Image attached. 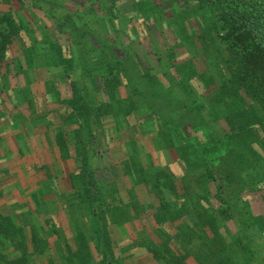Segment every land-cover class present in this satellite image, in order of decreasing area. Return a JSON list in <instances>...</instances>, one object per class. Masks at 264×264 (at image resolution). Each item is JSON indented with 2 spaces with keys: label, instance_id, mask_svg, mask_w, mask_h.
Instances as JSON below:
<instances>
[{
  "label": "trees",
  "instance_id": "1",
  "mask_svg": "<svg viewBox=\"0 0 264 264\" xmlns=\"http://www.w3.org/2000/svg\"><path fill=\"white\" fill-rule=\"evenodd\" d=\"M33 1L35 2V0H0L1 4L6 3L9 8L7 11L0 12V79H7L6 83L13 90L20 89L22 86L20 72L19 70L17 71V68L20 66L24 70L28 66H35L33 62L37 61L38 63L47 53L50 56L52 55L51 58L54 59L50 63H55L59 67L63 66L69 77H72V74L73 76L74 74L78 75L77 65L74 61V55L77 54L76 34L67 25V22L59 17L56 22L58 26L64 29H59L60 34L56 35L51 42L44 40L43 32L46 35L45 31H47L48 36L50 27L46 26L45 29L34 32L33 28H38V26H35L31 20H27L20 10L28 8L33 11V18H43L44 16L49 17L51 12L52 15L53 13L55 14L57 11L54 8L57 7H54V1L51 0V2H42L43 5L39 2L35 3V9L33 8L32 10L31 4ZM113 1V6H116L118 11L117 3L119 0ZM177 1L180 4H176ZM136 2L139 3L140 11L145 17L154 18L155 13L159 15L161 13V16L169 20L168 24L170 22V25L177 24L173 27H176L175 29L178 32L182 29L189 35L192 32L190 25L193 26V19L197 27L203 30L204 34L199 35L198 38L202 42L204 51L197 50L194 45L196 54L201 53L205 62H209L212 66H218L220 62V73L217 72L221 76L220 88L226 89L227 96L229 95L233 98L232 96L235 95L238 100V103L234 105H231L233 101L232 103L230 101L227 102L228 105L230 104L229 109L234 111L233 115L229 117V121L231 120L233 125H230V132H227L226 138L223 135L219 137L215 141L218 144L213 141L214 143L210 145L212 153L214 151L220 154L226 153L228 142H230L228 138H233L236 150L240 154L242 161L245 162L246 153H250L254 157L252 151L248 149L249 146L253 148L257 143L264 145V0H167V2L171 3L170 7H176L175 11H169L171 13H166L165 9H162L153 0H137ZM192 3L195 4V9L206 7L211 10L213 14L212 24L206 25L200 19L204 25L202 27L200 20H198L200 16L197 19H195L196 17H188V14L194 11L187 10V6ZM18 12H20L19 16L23 19L18 16ZM104 12L108 13L107 10H104ZM16 13L17 15H15ZM108 16L113 17L112 13L108 14ZM114 19L116 20V17ZM190 20L191 24L189 23ZM124 22L125 20L123 24ZM46 28H49V31ZM214 30L216 33L213 35ZM192 38L195 40L191 34L190 42ZM42 40L45 42L44 45L40 42ZM40 43L41 45L37 47V44L39 45ZM96 43L95 46L90 44L88 52L93 61H95V72H101L102 74L101 84L98 87L100 91H104L105 95L99 97L98 103L95 101V130L91 122H89L91 140L87 144L96 150V155L102 154L103 158L107 157V160L105 159L107 163L104 165L102 161L105 160L102 158L99 161L100 165L95 164V166H92L88 154L81 155V158L77 157L80 159L79 167H77L76 171V168L70 171V173H73L68 179V186L73 191L70 199L67 200V205H70L69 208L62 207V209L58 208L56 211L53 210L54 208L48 209L54 223L52 227L55 234H60L57 226L60 224L63 211L66 213L68 220L66 224L62 223V220L61 223L64 224L63 229L65 237L68 239L67 248L69 251L66 256H61L59 259L53 258L55 264H124L125 256L121 249L122 240H116L112 237V225L114 223L112 222V217L108 214L110 212V215H113L111 213L112 203L109 200L110 196L103 192L106 185L113 183H115L116 187V193L113 195H116L117 199L123 200V195L129 194L128 197L132 205L131 216L142 218V228H151L148 232L149 241L154 243L162 242L169 247L170 250L165 253L155 251L152 246L147 247L148 252L152 253V251H155L153 254L157 258H163L162 261L158 260L161 261V264H258L259 258H256L254 249L256 244L248 241L252 235H245L244 230L238 231V229L230 227L231 225L228 222L236 218L228 208L227 194L224 195L227 191L224 190L223 183L219 180V177L211 170V164L204 158L197 157L198 163L197 165L195 164V169L191 172L188 171L191 164L186 163L184 165L183 160H180V162L183 163L185 170L177 168L175 163L172 166L163 165V167L161 166V168L159 167L156 170L159 171L157 175L160 172L163 173L164 178L173 185L180 197L176 210L173 211L170 203L165 200L161 191L153 184L152 178L155 177V174L148 176L146 166L141 161V153L138 148L135 147L136 154L133 155L134 153L132 152L127 159L124 158L122 160L121 158L118 159L119 161H115L109 157L111 144L105 142V140H108L107 137L111 139V134L109 124L106 121L104 122L105 116H114L116 113L117 116L120 115L119 112H114L123 103L125 104L124 100L123 102L121 100L120 88L124 83L131 84V82L124 74V69L119 65L116 66L117 63L112 65L106 55V49L97 46ZM198 60L201 59L196 55L194 62L191 64L194 65L192 73H199L209 86L213 81V77L209 71L201 72L197 69L196 63ZM175 65L179 70L182 68L181 64L177 65L176 63ZM97 66H100V68H96ZM108 66L112 67L107 69ZM115 68L121 72H116ZM182 74L181 82L184 83L187 78H190L191 72L184 68ZM76 83L77 81L74 78V81L71 82L73 92L77 88ZM5 90L8 93V89ZM201 92L192 94L195 96L193 98L194 103L202 102L201 97L202 95L205 96L206 91ZM186 95L188 94L186 93ZM107 96L109 98L105 100ZM116 97H120L118 98L121 102L120 106L116 103ZM85 98L83 93H77V95L75 93L70 100L68 99V105L71 109L69 116L82 115L83 113L89 115V112L85 111L89 109L90 104H86ZM211 99V103L216 100L215 96H212ZM139 103L135 109L132 108L138 116L141 114L138 111ZM114 106L117 108H114ZM211 109L213 112V108ZM218 109L223 113V107L219 103ZM250 109L253 112L252 115H250ZM58 110L60 108L57 107V115L59 117ZM241 111L246 113L249 119H252L238 122L236 116H239ZM122 114L125 117L121 118L132 119L133 112L129 113L127 111L126 113H121V116ZM219 116L222 117L221 115ZM214 119L217 120L215 117ZM86 121H89V119ZM79 126H84L82 121L79 122ZM76 137H78L77 133ZM157 137L160 142L164 139V136H162V139L161 135H157ZM161 144L163 146V143ZM187 144L189 143L183 145ZM226 147L227 149L223 151ZM253 150L257 154L254 148ZM180 151L182 150L179 149ZM105 153L109 156H105ZM41 167L40 165L39 168ZM148 167H151L150 163H148ZM52 168L55 171L58 166ZM198 170L202 171L201 175H194L193 172ZM104 173H110L112 178L109 179ZM70 179L72 181L69 184ZM119 180L127 185L123 191L120 189L122 186L119 184ZM62 181L64 180L62 179ZM62 181L58 175H52L50 178V185L53 190L52 196L56 200L53 203L57 205L65 194L63 189L65 183L62 184ZM126 181L131 184L129 185ZM260 181H263V179ZM75 183H80L81 186H75ZM146 184V190L151 193L148 194V196H151L149 203L141 202L138 193L135 191L136 186H144ZM208 186L211 190H209ZM209 194L219 197L224 204L222 209L217 211L210 206L208 202ZM67 205H64V207ZM116 206L118 207L119 205L116 204ZM84 207L87 208V215L83 213ZM91 213H95V218L88 217L89 224H91L88 225L85 223L84 218ZM120 214L123 217L125 215L123 210L120 211ZM246 222L248 221L245 220L244 223ZM248 226L253 231L255 230L251 223ZM32 227L34 228L35 226L32 225ZM26 232L24 225L17 226L9 216H4L3 218L0 216V237L5 239L6 243L16 242L23 248L28 243ZM246 236L249 237L246 239ZM56 243L58 246L64 245L60 241ZM37 245H39L38 241ZM92 246L95 248L94 260L90 255ZM40 252L42 253V250ZM22 254L20 256L26 255V250L22 249ZM193 254L196 256L193 259L194 261L191 258ZM259 261L264 263L260 259Z\"/></svg>",
  "mask_w": 264,
  "mask_h": 264
},
{
  "label": "rangeland",
  "instance_id": "2",
  "mask_svg": "<svg viewBox=\"0 0 264 264\" xmlns=\"http://www.w3.org/2000/svg\"><path fill=\"white\" fill-rule=\"evenodd\" d=\"M44 1L51 2V0H35L31 4L32 10L33 8L35 9V3L39 2L43 5L42 2ZM52 1H54V7H57L54 8L57 12L53 13V15L51 12L49 17L33 18V11L28 8L20 11L27 20L33 21L34 25L38 26V28H33L34 32L37 30L41 31L46 26L50 27L48 36L47 31H45L46 35L43 32L44 40L51 42L56 35L60 34L59 29H64L58 26L56 22L59 17L63 18L76 34L77 54L74 55V61L77 65L78 75L74 74L73 76L72 74L77 81L76 95L77 93H83L84 97H86L85 102L88 101L89 103L95 101L98 103L99 97L105 95L104 91H100L98 87L101 84L102 74L101 72H95V61H93L88 52L90 44L95 46V42H97V46L106 49L109 62L112 65L117 63L116 66L119 65L123 68L124 74L131 82V84L124 83L120 88L121 100L125 102V104H122L123 106L118 99L120 97H116V103L118 106L121 105V109H115L114 112H119L120 115L117 116L116 113L114 116H105L104 122L106 121L109 124L111 134V139L107 137L108 140H105V142L111 144V154L110 156L107 153L104 155L119 161L118 159L121 158L122 160L124 158L127 159L132 152L135 155L134 149L135 147L138 148L141 153V156L140 154L139 156L142 158V163L146 166L148 176L155 174V177L152 178L153 184L161 191L165 200L170 203L173 211L176 210L180 197L173 185L164 178L163 173L160 172L157 175L159 171L156 170L159 167L161 168V166L163 167V165L172 166L173 163L177 165V168L185 170L184 165L187 163L191 164L190 168H188V171L191 172L195 169V164L197 165L198 163L197 157L204 158L211 164V170L219 177V180L223 183L224 190L227 191L224 195L227 194L228 208L236 218L228 222L231 225L230 227H234L238 231L244 230L245 235H252L248 241L256 244L254 247L255 256L264 262V145L257 143L253 146L257 154L249 146L248 149L252 151L254 157L250 153H246L245 162L241 160L233 138H228L230 141L228 142V149L227 147L224 150L222 149L223 151L227 149L226 153L220 154L215 151L212 153L210 145L222 135L226 138L227 132H230V125H233V122L229 121V117L233 115L234 111L229 109L230 104L228 105L227 102L230 101L232 103L233 101L231 105H234L238 103V100L235 95L232 96L233 98L229 95L227 96L226 89L220 88L221 76L217 74V72L220 73V62L218 66H212L209 62H205L201 53L196 54L194 45L197 50L204 51L202 42L198 38L199 35L204 34L203 30L197 27L193 19L194 27L190 25L192 32L189 35L182 29L178 32L175 29L176 27H173L177 24L170 25L171 22L168 24L169 20L161 16V13L160 15L155 13L154 18L145 17L140 11V5L136 2L137 0H119L117 3L119 12L116 6H113V0ZM153 1L158 3L162 9H165L166 13H171L169 12L170 10L175 11L176 7H170L171 3L167 2V0ZM176 4H180V2L177 1ZM194 7V3L187 6V10H194L188 14L189 18L196 17L195 19H197L200 16L198 20H203L206 25L212 24L213 14L210 9L206 7L195 9ZM8 9L6 3H0V12ZM104 10H107L108 13L104 12ZM110 13H112L113 17L108 16ZM19 14L20 12H18V16ZM115 17L116 20H113ZM201 20L200 24L204 27ZM189 23L191 24V20ZM46 30L49 31V28H46ZM215 33L216 31L214 30L213 35ZM191 34L195 38V40L193 38L191 40L193 45L189 40ZM40 42L43 43L42 45L45 43L43 40ZM40 45L41 43L37 44V47ZM196 55L201 59L198 60L200 62L197 61L198 64L196 63L197 69L201 72L209 71L213 77V81L209 86L199 73H192L194 65L191 64L194 62ZM51 57L52 55L50 56L47 53L38 63L37 61L33 62L35 66L37 65L36 67L28 66L25 68L31 70L30 75H33L36 78L35 82L41 86L42 83L39 82L41 79L58 82L65 80L63 78L65 72H63L64 75L59 73L54 75L45 74L48 67H50L49 70L53 69L55 71L62 67L55 63L49 64V62L54 60ZM176 63L177 65H182L180 70L176 67ZM191 66L192 70L190 71ZM110 67L112 66H108L107 69H110ZM96 68H100V66ZM116 68L114 69L116 72H121L117 71ZM184 68L191 74L189 75L190 78H187L182 83L181 77H183ZM18 70L21 75L20 79H22L25 72L20 66L17 68ZM59 71L62 72L64 70ZM201 91H206L205 96L202 95L201 97L202 102L194 103L193 98L195 96L192 94L202 93ZM212 96H215L218 102L215 100L212 104ZM108 98V96L105 97V100ZM138 102H140L138 111L141 112L139 116L132 110V108L135 109L137 107ZM202 103L203 105L201 106ZM218 103L223 107V113L218 109ZM86 104L88 103L86 102ZM114 108L117 107L114 106ZM211 108H213L214 113ZM127 111L129 113L133 112V115H130L131 120L121 118L125 117L123 114L121 116V113H126ZM153 113L155 114L152 115ZM240 113L239 116H236L238 122L252 119H249L246 113L242 111ZM252 114L253 112L250 109V115ZM80 120L86 121V117L80 115ZM254 121L256 120L254 119ZM157 135H161V138L164 136V139L162 138L163 141L160 142L159 138H156ZM83 136L87 138L86 142L91 140L87 136L86 131H84ZM161 143H163V146ZM186 143L189 144L183 145ZM215 144L218 143L215 142ZM215 147L213 146V148ZM178 148L182 151L179 152ZM92 152L91 150L89 151L91 165H100L99 161H101L103 155H96V152L95 154ZM109 157L108 159H110ZM103 159L107 160V157ZM106 160L102 161L104 165L107 163ZM180 160H183L184 165ZM148 163H150L151 167H148ZM200 173H202L201 170L193 172L194 175ZM70 174L69 172V177ZM104 174L109 179L112 178L110 173ZM262 179L263 181H260ZM149 180L151 182L150 178ZM126 183L128 182L126 181ZM119 184L122 186L120 187L121 191L126 189L127 185L125 182L119 180ZM128 184L130 185L131 183L129 182ZM111 186H115V183L111 184ZM143 188L146 195L151 194L149 190H146L147 184ZM209 190H211L210 187ZM103 192L106 193V189ZM67 195L68 193H65L62 198L66 199ZM142 195L144 196L143 192ZM128 196L129 194H125V199ZM208 197L210 206L215 208V210L218 211L223 208L224 204L219 197L210 194ZM55 204L53 203L52 207L54 211L58 209L57 204ZM123 210L127 212V208H123ZM83 213L87 215V208H83ZM88 217L95 218V213H91ZM128 218V220L127 217L124 218L118 209L112 215V222L114 223V226L112 225V237L116 240H122L121 249L125 256L123 263L125 264L129 258H134L138 260L147 259L145 264H161L163 258H157L153 253L155 251L165 253L170 250L169 247L162 242L154 243L149 241L148 232L151 228L141 227L142 218L137 216H128ZM245 220L252 224L255 232L248 226V222L244 223ZM62 222L65 223L63 220ZM138 223L140 229L138 228ZM63 225L59 224L57 226L61 235L64 233ZM120 235L122 238H119ZM248 237L246 236V239ZM148 246L154 247L155 251H152V253L148 252ZM191 258L192 260L195 259V254ZM259 259L258 264H264Z\"/></svg>",
  "mask_w": 264,
  "mask_h": 264
},
{
  "label": "crops",
  "instance_id": "3",
  "mask_svg": "<svg viewBox=\"0 0 264 264\" xmlns=\"http://www.w3.org/2000/svg\"><path fill=\"white\" fill-rule=\"evenodd\" d=\"M49 68L45 74L64 75L63 66L57 71ZM23 71L25 74L22 76L20 89L13 90L6 83L7 79H0V216H9L17 226L24 225L28 243L22 248L16 242L8 244L0 237V264H55L53 258L66 256L69 249L65 234L57 235L52 231L54 223L48 209H52L53 201L56 200L52 196L50 178L52 175H58L61 181L64 180L63 189L68 195L66 201L61 197L57 207L69 208L67 200L73 192L68 186L69 172L74 168L76 171L79 167L80 159L77 157L81 158L85 153L89 156L90 150L95 154V149L87 144V138L83 136L86 131L90 137L89 122L95 130V102L86 101L90 104L89 109L85 111L89 112V115H82L89 121H82L84 126L81 127L80 115L69 116L71 109L68 99L75 95L71 88L73 76L69 77L65 72V80L61 82L41 79V86L35 82L36 78L30 75L29 68ZM5 89H8L9 94ZM57 107L60 108L59 117ZM55 166L58 168L54 171L52 167ZM71 181L70 179L69 184ZM75 184L81 186L80 183ZM104 188L112 203L111 213L115 214L116 209L120 212L127 208V212L123 210V213L124 218L127 217L128 220L132 209L129 197L125 199L123 195V200L117 199V196L113 195L116 193L115 186L106 185ZM135 191L141 202L151 201V196L145 194L143 186H136ZM108 214L112 217L110 212ZM61 220L65 224L68 223L64 211L60 218L62 225ZM84 221L89 224L88 216ZM119 238H122L121 235ZM57 241L64 245L58 246ZM22 249L27 253L24 256H20L23 255ZM90 255L94 260L93 246ZM146 261L147 259L129 258L125 264H145Z\"/></svg>",
  "mask_w": 264,
  "mask_h": 264
}]
</instances>
